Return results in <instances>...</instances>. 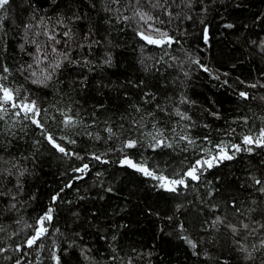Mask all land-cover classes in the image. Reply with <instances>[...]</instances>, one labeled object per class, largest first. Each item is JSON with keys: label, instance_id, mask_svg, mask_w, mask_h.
<instances>
[{"label": "trees", "instance_id": "obj_1", "mask_svg": "<svg viewBox=\"0 0 264 264\" xmlns=\"http://www.w3.org/2000/svg\"><path fill=\"white\" fill-rule=\"evenodd\" d=\"M154 5L10 0L0 11L2 82L18 104L36 101L43 126L10 105L0 113V264H56L53 254L60 264H264V146L243 143L264 129V0ZM137 10L176 42L141 40ZM220 146L233 159L185 176ZM125 156L188 186L166 191L120 167ZM49 208L47 233L28 247Z\"/></svg>", "mask_w": 264, "mask_h": 264}, {"label": "snow or ice", "instance_id": "obj_2", "mask_svg": "<svg viewBox=\"0 0 264 264\" xmlns=\"http://www.w3.org/2000/svg\"><path fill=\"white\" fill-rule=\"evenodd\" d=\"M118 0H113V3H117ZM137 3L140 2V0H136ZM159 0H157V5L158 6ZM10 5V0H0V11L2 12H7L8 11V6ZM171 15V13H169ZM135 15L139 16V18L148 25V29L146 30H139L137 32V35L140 37L141 40L145 41L149 45H156V46H168L170 47L173 43L176 41L174 40L173 37L169 36L167 31H162L160 28L154 27L153 24H150L149 22L153 20V17L150 15H147L146 13L137 10ZM123 19L127 20L128 17H123ZM162 23V22H161ZM30 27V26H29ZM226 27L231 28L232 25H226ZM155 33L156 35H153ZM49 39L55 41V43H60V41L55 39L54 35L48 34ZM65 36L68 35V33H64ZM21 48H23V45H21ZM53 52H56L57 50L55 47H53ZM37 53H40V49L37 48ZM64 60H67V54L63 53ZM37 59V64H39L41 61ZM46 59V57H45ZM198 62V61H197ZM62 61H56L55 64L53 65L54 70L59 69L61 67ZM110 63V61H108ZM29 67H32V65H29ZM5 73L9 72V69L5 67L3 69ZM205 71H208L207 68H205ZM33 77L36 76V72L33 71L31 73ZM6 76L0 75V113H6L8 111V108L5 107V105H10L12 109H19V111L15 112L16 116H20L21 113L24 115V119H31V122L35 124L37 127L43 128L42 124L38 119H36L37 116H39V109L37 108L36 101H28L27 98L25 97L22 102L19 104L17 103V94H14L13 90L10 89L9 87L5 86V84L2 82L6 80ZM51 79V74H48L47 76L44 77V80L40 79H34L32 82L33 83H40L43 84L44 81L50 80ZM251 87H255V85H250ZM240 97L247 99L248 94L245 92H240L239 93ZM178 115H181L182 119H188V117L184 114L177 113ZM65 116V119L63 121L65 127H68L69 125L74 124V120L71 116H68L66 113H63ZM3 117L0 116V119ZM109 132H111V129H109ZM182 139H186V137H181ZM46 139L49 141L50 144H52L53 147H55L59 152L65 153L66 155L68 154L63 146L60 144L56 143L55 139L51 135H47ZM74 143V141H72ZM189 143H192V141H189ZM243 143L247 145H252L255 144L257 146H264V129L261 130L260 135L258 138H253L252 136H245L243 138ZM163 144V141L161 140H156L154 147H160ZM137 146V142L135 140H129L125 143L124 147L128 149L135 148ZM170 146V145H168ZM236 151H240V146L239 145H234L233 146ZM248 151H251V148L247 149ZM95 159H100V157H95ZM231 160L233 159L232 155L227 154V152L224 150L223 146L219 147V151L217 155L211 156L210 159L204 160L203 162L198 161L195 166H193L191 169H189L186 173L185 176L190 178L193 181L199 180L200 176L197 174L200 172V169L204 166L207 165L208 167H212L215 162H219L221 160ZM105 163L107 161H104ZM123 164L127 165L128 167L134 168L136 171H139L143 173L146 176H151L153 179H157L160 181L159 187L165 189L166 191L170 192H176L178 186H184L187 187L188 185L185 182L184 178L180 179H169L168 177H165L163 175L156 176L152 171H150L147 167H145L143 164H138L133 162L131 159L125 158V160L122 162ZM88 168V165H84L83 168L78 169V171H85ZM202 174V172L200 173ZM256 184H261V181L259 179L255 180ZM261 191H264V187L260 189ZM55 199V197H54ZM53 209L49 208L48 211L45 213L43 217H40L37 220V225L38 227L35 230V235L30 237L27 240V246L32 247L33 245L36 244L37 240L42 238L48 231L47 227L45 226L46 222H51L53 216ZM217 222H219V218H217ZM245 228L248 227V225H244ZM233 231L235 232L236 229L233 228ZM188 243L191 245L193 249L196 248V244L192 243L190 240ZM54 258L56 259V264H60L59 257H56L55 254Z\"/></svg>", "mask_w": 264, "mask_h": 264}, {"label": "water", "instance_id": "obj_3", "mask_svg": "<svg viewBox=\"0 0 264 264\" xmlns=\"http://www.w3.org/2000/svg\"><path fill=\"white\" fill-rule=\"evenodd\" d=\"M128 149V148H127ZM125 158H128V159H131L133 162H135V163H137L134 159H132L130 156H125V157H123V158H121V160H120V162H119V166L120 167H128L127 165H125V164H123L122 162L125 160ZM138 164H140V163H138ZM144 165V164H143ZM145 167H147L146 165H144ZM83 168V167H82ZM129 169H131L132 171H135V172H138V173H141V172H139V171H136L134 168H131V167H128ZM148 168V167H147ZM149 169V168H148ZM150 170V169H149ZM86 171V170H85ZM150 171H152V170H150ZM153 172V171H152ZM78 173H82L81 171H78ZM141 174H143V173H141ZM144 175V174H143ZM146 176V175H145Z\"/></svg>", "mask_w": 264, "mask_h": 264}, {"label": "rangeland", "instance_id": "obj_4", "mask_svg": "<svg viewBox=\"0 0 264 264\" xmlns=\"http://www.w3.org/2000/svg\"><path fill=\"white\" fill-rule=\"evenodd\" d=\"M152 138L153 139H156V138H158V134L157 133H153V135H152ZM228 154V153H227ZM142 164H144V163H142ZM208 167V166H207ZM205 168H204V166L200 169V171H203ZM201 173V172H200ZM198 175H199V172L197 173Z\"/></svg>", "mask_w": 264, "mask_h": 264}]
</instances>
